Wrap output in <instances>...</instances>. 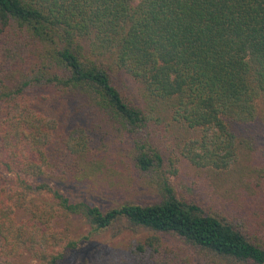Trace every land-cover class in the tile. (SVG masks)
Returning <instances> with one entry per match:
<instances>
[{
    "label": "trees",
    "instance_id": "16d2710c",
    "mask_svg": "<svg viewBox=\"0 0 264 264\" xmlns=\"http://www.w3.org/2000/svg\"><path fill=\"white\" fill-rule=\"evenodd\" d=\"M261 101L264 0H0V264H67L104 235L117 242L92 264H264ZM164 124L246 200L179 193ZM127 166L136 191L105 208L53 184L116 191Z\"/></svg>",
    "mask_w": 264,
    "mask_h": 264
},
{
    "label": "rangeland",
    "instance_id": "374dc122",
    "mask_svg": "<svg viewBox=\"0 0 264 264\" xmlns=\"http://www.w3.org/2000/svg\"><path fill=\"white\" fill-rule=\"evenodd\" d=\"M263 107L264 103L261 101L259 107ZM261 113V110H259ZM164 124V128L161 133H158L157 144L162 149L166 158L170 157L175 152L178 153V170L177 174L173 177V183L177 191L187 198L197 199L205 206H212L219 208V206L213 205L214 203H224L229 205H237V202L246 200L242 195L243 185L238 181L231 178L228 174V170L220 171L217 173L208 172V170L198 168L188 161H185L180 157L178 145H177V133L172 128H167ZM249 134H251L250 141L253 143L252 160L249 162L251 166L260 165V169L256 168L254 173V179L258 180L260 175L264 177V124L254 122L249 126ZM159 138V141H158ZM183 144L181 143V146ZM246 157L243 158L245 161ZM123 168V167H122ZM121 168V169H122ZM2 170L0 169V173ZM120 178L119 185L121 188L116 191H109L106 189L93 190L85 185H75L73 183H61L53 182L62 193H64L71 200H84L90 204L105 208L114 200L123 197V194L131 191L135 192L138 187V181L140 175L133 169L132 166L123 168V173L118 174ZM131 182V184L129 183ZM119 183V184H120ZM129 189H131L129 191ZM143 189V188H142ZM120 193V194H118ZM147 193V191L143 192ZM37 199V198H36ZM39 200V199H38ZM219 200V201H218ZM248 200V199H247ZM223 204V205H224ZM221 206V205H220ZM83 227L78 226L76 232L84 231ZM117 242L116 238H112L109 235H104L96 238L95 240L79 244L78 247L69 253L67 258V264H92V261L101 254H106L107 249ZM196 264H203L198 257H194Z\"/></svg>",
    "mask_w": 264,
    "mask_h": 264
}]
</instances>
